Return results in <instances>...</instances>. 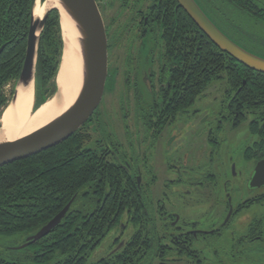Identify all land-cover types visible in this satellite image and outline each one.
Returning a JSON list of instances; mask_svg holds the SVG:
<instances>
[{"label":"flooded vegetation","instance_id":"flooded-vegetation-1","mask_svg":"<svg viewBox=\"0 0 264 264\" xmlns=\"http://www.w3.org/2000/svg\"><path fill=\"white\" fill-rule=\"evenodd\" d=\"M96 2L108 36L109 75L102 105L82 126L81 135L87 140L88 155L99 154L105 164L119 166L138 184L140 215L153 237L152 247L146 250L141 239L122 243L112 255L114 261L134 243L127 256L131 264L156 260L165 264L172 259L174 264H203V260L205 264H264V215H260L264 214L260 210H264V186L252 183L258 163L264 161V99L250 110L237 97L241 89L234 95L225 90L216 112L200 109L204 99L199 98L180 107L185 95L174 90L172 76L180 66L172 50L179 44L183 50L185 44L191 49L193 38L179 2ZM225 128L231 138L224 136ZM200 158L210 159L208 168ZM196 159L202 162L197 169L190 167ZM163 175L166 183L180 176L183 185H195L203 195L210 189V196L222 205L221 212L214 209L198 223L178 212H167L162 203L167 192L156 189ZM193 195L189 190L185 200L179 196L174 206L186 204ZM257 208L260 212L254 214ZM120 227L127 229L123 222ZM167 229L173 248L165 249L159 233ZM29 239L8 247L0 244V254L3 249L14 252L29 247ZM228 243L231 250L226 249ZM20 258L14 264H24L18 262Z\"/></svg>","mask_w":264,"mask_h":264},{"label":"trees","instance_id":"trees-1","mask_svg":"<svg viewBox=\"0 0 264 264\" xmlns=\"http://www.w3.org/2000/svg\"><path fill=\"white\" fill-rule=\"evenodd\" d=\"M197 1L221 29L220 24L227 26L223 3L264 25V0ZM32 2L0 0V117L14 97V88L10 95L6 88L14 85L22 74ZM184 16L191 23L193 45L190 49L185 44L183 50L179 44L178 50L177 47L172 50L180 66L172 76L174 90L185 95L180 107L194 104L212 84L222 82L226 83L223 92L230 90L234 95L241 89L237 97L251 110L256 102L264 99V74L248 69L229 53L222 52L186 13ZM45 27L37 60V107L57 92L56 78L63 52L58 11L50 14ZM261 41L264 45V40ZM256 49L258 46L252 51L264 55V47ZM81 131L59 146L0 168V238L34 236L72 203L62 223L51 234L21 249L27 255L21 256L18 262L89 264L95 249L123 222L125 213L134 214L135 222L141 218V204L136 198L138 184L119 166L117 169L105 164L99 154L88 155L84 144L87 140ZM138 240L135 236L133 242ZM134 243L119 256L116 264H131L127 256ZM146 248L149 247L144 244L143 249ZM20 251L14 249V253ZM133 257L135 260L137 254ZM16 261L14 257L8 260L0 257V264ZM99 264L110 262L102 260Z\"/></svg>","mask_w":264,"mask_h":264},{"label":"water","instance_id":"water-1","mask_svg":"<svg viewBox=\"0 0 264 264\" xmlns=\"http://www.w3.org/2000/svg\"><path fill=\"white\" fill-rule=\"evenodd\" d=\"M55 1L59 4V7L56 6L57 4ZM55 1L33 0L32 2V20L27 37L28 42L24 65L21 71L22 74L14 84V97L12 101L5 107L0 117V132L2 129L1 121L4 115L3 113L7 107L10 105L12 106L17 100L21 88H34L35 110L47 103L50 99H56L60 96L57 83V92L55 95L47 99L40 107L36 106L39 46L47 21L54 10L58 11L60 26L63 20V12L71 20L73 26H75L77 30V42L79 43V48H81L83 71L82 85L72 106L59 115L57 119L39 128L36 132L26 135V137L16 139L15 141L0 140V168L5 165L13 164L16 161L26 160L29 157L36 156L39 153L48 151L50 148L59 146L61 143L69 140L71 136L81 130L82 126L93 117L94 112L102 105L106 94L105 89L109 75V47L106 25L104 24L98 3L96 0ZM177 1L192 21L196 23L200 31H203L209 40L222 52L229 53L236 61L243 64L248 69L250 68L257 73L264 74L263 54L247 49L239 42L234 41L218 26L216 20L212 19L208 11L204 9L197 0ZM38 2L45 7L43 18H36L35 16ZM61 37L63 38L62 64L63 56L67 50V42L63 35L62 26ZM253 176V184L264 186V161L258 163ZM71 204L72 203L68 204L51 222L41 228L39 233L31 236L28 242L32 244L51 234L53 229L62 223L64 217L71 208Z\"/></svg>","mask_w":264,"mask_h":264},{"label":"rangeland","instance_id":"rangeland-1","mask_svg":"<svg viewBox=\"0 0 264 264\" xmlns=\"http://www.w3.org/2000/svg\"><path fill=\"white\" fill-rule=\"evenodd\" d=\"M223 8H225L226 13V25H221L222 29L234 40L239 42L242 46H244L247 49L254 50L257 46L264 47L261 40H264V25L257 23L252 18H249L248 16H245L242 14L238 9L229 6L228 4L222 5ZM255 38L256 40H252L251 38ZM264 42V41H263ZM256 49V51H259ZM225 82V81H224ZM226 84V83H224ZM224 84L222 82H216L211 85V87L208 88V90L205 92V94L199 98L200 100L204 99L202 102H199L200 109H206L211 111H217L219 109V103L222 99L223 95V89ZM14 88V85L11 84L6 88V92L8 95L12 92ZM54 96V95H53ZM52 96V97H53ZM50 97V98H52ZM105 101V100H104ZM111 97L106 98V103L111 105ZM224 136L227 138H231L232 133L229 131L228 128L223 129ZM230 135V136H229ZM203 146L205 148V141L203 142ZM204 163L202 164L203 167L208 168V164H210V159L208 160L203 158H200ZM200 160H197L194 162V164L190 167H195L197 169V166ZM198 161V162H197ZM163 162V163H162ZM161 164H164V159L162 160ZM169 176V175H168ZM180 177V176H179ZM179 177H175L172 179V181L166 183L165 180L167 178L166 175H163L159 178L160 182L157 186V190L163 189V191L167 192L165 193V197L162 200V203H166L165 210L167 212H178L186 220H193L194 222H199L202 218L206 216H210L212 214L213 210L220 211L222 210V205L217 204L216 200H214L213 197L210 196V189L205 192V195H203L202 190L197 188L195 185H190L188 183L185 184V181L179 180ZM182 179V178H181ZM199 180V179H198ZM165 186V187H164ZM152 191L154 190V186H152ZM191 190L194 192V195L191 199H189L186 204L185 202L183 205L174 206L178 202V197L183 196L185 200V195H187L188 191ZM155 191V190H154ZM177 199V200H176ZM197 204H196V202ZM193 204L192 209H186L187 204ZM204 204L206 206H204ZM185 205V206H184ZM192 207V206H190ZM257 208L253 213H257L259 210ZM264 212V210L260 209ZM260 212V211H259ZM214 213L213 215H215ZM258 215V214H257ZM264 215V214H260ZM124 219L122 220L124 225L127 227L126 231H122L120 224L119 226H116L105 238V240L98 246V248L95 249V252L91 255V257L88 260L89 264H99V261L106 260L108 262H112V264H115L114 257L112 256L117 248L121 246L122 243L125 242H132V239L136 236V238H139L142 240V244L148 245V247H152V230L146 226V223L142 221L141 217L138 222L134 221L135 215L134 214H124ZM217 216V215H216ZM261 217V216H260ZM145 219V218H144ZM143 219V220H144ZM250 218L246 220V222H249ZM144 226V228H142ZM167 229L166 231H161L160 239L162 240V246L163 248H173L172 247V234L168 233ZM30 238V237H29ZM28 237L25 235L19 236V237H8V238H0V244L4 247L13 246V245H19L22 244L21 242L24 240H27ZM222 244V241H221ZM220 245V244H216ZM224 247V246H223ZM232 245L231 243L227 244L226 249L231 250ZM221 249V248H219ZM27 252L25 250H21L20 252L14 253L12 251L6 252V250L1 251V255H3V258L5 260H8L12 257L20 258L21 256H25ZM173 254V253H172ZM146 255V254H145ZM167 255V254H166ZM171 255V253H170ZM168 256V255H167ZM166 256V257H167ZM174 258V256L171 257V259ZM174 264V260L166 261L165 263ZM154 264H162L161 260H156ZM203 264H205V260H203Z\"/></svg>","mask_w":264,"mask_h":264},{"label":"bare ground","instance_id":"bare-ground-1","mask_svg":"<svg viewBox=\"0 0 264 264\" xmlns=\"http://www.w3.org/2000/svg\"><path fill=\"white\" fill-rule=\"evenodd\" d=\"M37 5L35 16L36 18H43L45 7L39 2ZM56 6L59 7V4ZM62 15L61 26L67 42V50L63 56V62L56 80L60 96L56 99H50L35 110L34 88H21L17 100L12 106L7 107L3 113L0 140L15 141L36 132L39 128L48 125V123L67 111L79 94L83 71L81 48H79V43L77 42L78 34L67 15L63 12Z\"/></svg>","mask_w":264,"mask_h":264}]
</instances>
